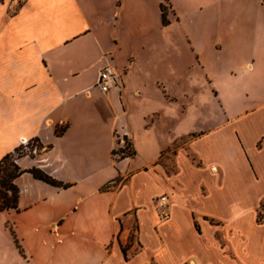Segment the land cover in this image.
Masks as SVG:
<instances>
[{
  "label": "crops",
  "instance_id": "crops-1",
  "mask_svg": "<svg viewBox=\"0 0 264 264\" xmlns=\"http://www.w3.org/2000/svg\"><path fill=\"white\" fill-rule=\"evenodd\" d=\"M22 140L0 264H264L263 1L0 0V162Z\"/></svg>",
  "mask_w": 264,
  "mask_h": 264
},
{
  "label": "built area",
  "instance_id": "built-area-1",
  "mask_svg": "<svg viewBox=\"0 0 264 264\" xmlns=\"http://www.w3.org/2000/svg\"><path fill=\"white\" fill-rule=\"evenodd\" d=\"M119 78L117 77L116 70L111 66H105L99 73L96 86L103 92L107 93L112 88L120 86ZM41 151L39 145L33 140H22L19 145L8 156L11 163L17 165V161L26 156H35ZM156 204L161 212L163 219L170 217V197L163 195L156 198Z\"/></svg>",
  "mask_w": 264,
  "mask_h": 264
},
{
  "label": "rangeland",
  "instance_id": "rangeland-1",
  "mask_svg": "<svg viewBox=\"0 0 264 264\" xmlns=\"http://www.w3.org/2000/svg\"><path fill=\"white\" fill-rule=\"evenodd\" d=\"M234 1H236V0H234ZM262 1L264 3V0H262ZM165 6H166V14L168 15L170 13V8H169L168 3H165ZM172 34L175 36L177 35V33L175 31H172ZM140 50H141V48H139V46L137 48H135V46H134L133 49L129 48V46H128L127 49L125 50V57L123 58V61H120V63L121 64L125 63L126 58L129 56V54L131 52L132 53L137 52L136 53V54H138L137 56H140V58H141L140 61H143L142 63L144 64L146 55H145V53L141 52ZM114 67L116 69H118L117 71L119 73L120 68H117L116 64L114 65ZM169 91H170V93L176 94L177 88L172 86L171 88H169ZM122 141H123V147L118 151L119 157H122V158L132 157L133 156V150H132L130 141L128 139H123ZM188 142H189V139L187 138V139L183 140L181 143H177L175 145V148L180 147L182 145H185ZM170 152H172V150ZM162 159H163L162 161H164L165 156ZM10 163H11V161L8 159L6 162H4L2 165H0V207L8 205V203L12 200V198L15 194L14 190H13V185H12V178L7 175V172L12 170L11 168H9Z\"/></svg>",
  "mask_w": 264,
  "mask_h": 264
},
{
  "label": "trees",
  "instance_id": "trees-1",
  "mask_svg": "<svg viewBox=\"0 0 264 264\" xmlns=\"http://www.w3.org/2000/svg\"><path fill=\"white\" fill-rule=\"evenodd\" d=\"M161 9H162V14H163L162 15V17H163V24L166 25L168 21H167V14H166V6H165V4H162L161 5ZM8 159H9V156L8 155L5 156L3 158V160L0 162V165H2ZM9 168H11L12 170L11 171H8L7 172V175L10 176L12 178V180H13L14 178H16L18 176V174L20 173V171H19V168L17 167V165H15L13 163H10L9 164ZM32 173L34 174L35 177H37L39 179H42V180H44L46 182H49V183L54 184V185L59 184L57 181H55L54 179H52L51 177H49L47 174H45L44 172H42L39 169L32 170ZM13 190H14V193L15 194H14L12 200H14V198L16 196V193H17V191H16V189L14 187H13ZM11 201L8 203V205L0 207V211L3 210V209H5V208H7V207H9Z\"/></svg>",
  "mask_w": 264,
  "mask_h": 264
}]
</instances>
